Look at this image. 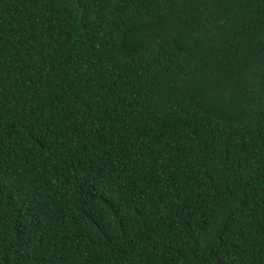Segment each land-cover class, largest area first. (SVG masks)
<instances>
[{
  "label": "trees",
  "instance_id": "trees-1",
  "mask_svg": "<svg viewBox=\"0 0 264 264\" xmlns=\"http://www.w3.org/2000/svg\"><path fill=\"white\" fill-rule=\"evenodd\" d=\"M0 264H264V0H0Z\"/></svg>",
  "mask_w": 264,
  "mask_h": 264
}]
</instances>
